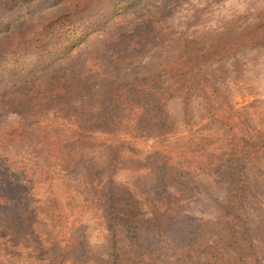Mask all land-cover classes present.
Here are the masks:
<instances>
[{
  "label": "rangeland",
  "instance_id": "1",
  "mask_svg": "<svg viewBox=\"0 0 264 264\" xmlns=\"http://www.w3.org/2000/svg\"><path fill=\"white\" fill-rule=\"evenodd\" d=\"M0 63V264H264V0H0Z\"/></svg>",
  "mask_w": 264,
  "mask_h": 264
},
{
  "label": "trees",
  "instance_id": "2",
  "mask_svg": "<svg viewBox=\"0 0 264 264\" xmlns=\"http://www.w3.org/2000/svg\"><path fill=\"white\" fill-rule=\"evenodd\" d=\"M58 29V34L60 33H64L65 36L68 38V40L66 41V44L67 46H69V48H73L75 46L74 43H76L78 41V39H76L78 37V35L80 34L79 32H76L77 31V28L75 27L74 24H65L64 27H59L56 26V28L52 29L53 31ZM74 38V39H73ZM49 39L52 41V43L56 46L57 45V42H56V36L54 35L53 32H49ZM0 74H1V71H2V66L6 67V65L4 63H0ZM241 137V136H240ZM257 140H259V138H244V137H241L239 139V145H238V152L241 154L243 153L245 150H248V149H252L253 147H256L257 144H259L257 142ZM257 142V143H256ZM236 150V151H237Z\"/></svg>",
  "mask_w": 264,
  "mask_h": 264
}]
</instances>
